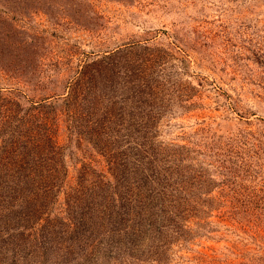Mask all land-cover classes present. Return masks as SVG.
<instances>
[{
  "label": "rangeland",
  "instance_id": "374dc122",
  "mask_svg": "<svg viewBox=\"0 0 264 264\" xmlns=\"http://www.w3.org/2000/svg\"><path fill=\"white\" fill-rule=\"evenodd\" d=\"M140 42L159 88L138 85ZM74 193L114 212L156 198L166 220L132 257L129 228L45 257L48 225L82 220ZM0 264H264V0H0Z\"/></svg>",
  "mask_w": 264,
  "mask_h": 264
},
{
  "label": "trees",
  "instance_id": "16d2710c",
  "mask_svg": "<svg viewBox=\"0 0 264 264\" xmlns=\"http://www.w3.org/2000/svg\"><path fill=\"white\" fill-rule=\"evenodd\" d=\"M170 45V44H169ZM171 46V45H170ZM127 50H141L137 54V56L140 58L137 60V66L136 71L140 73L142 77H140L138 81V85L140 87L145 86L152 88L154 85L155 87L159 88L162 85L161 81L155 80L154 83H151V79L153 76H150V78L144 74V71H146V68L144 65L148 63L149 69L155 65L156 60L158 57L153 56V54L149 53L145 50H151L154 48H151L149 46H144L142 43H138L132 47H127ZM156 48V47H155ZM144 52V53H143ZM120 52H116L113 54L108 55L106 58L110 59V57L114 58L118 56ZM112 55V56H111ZM157 55V54H156ZM105 58V59H106ZM104 59V60H105ZM112 59L111 61H105V65H98L97 69L92 73L88 75L91 82L97 81L98 83L102 84V88L106 87V76H109L111 80H115V68L117 66L116 62ZM103 60V61H104ZM103 63V62H102ZM19 65V64H16ZM148 67V66H147ZM137 72V73H138ZM105 79H104V77ZM127 78H130L129 76H126ZM100 79V80H98ZM131 79V78H130ZM97 83V84H98ZM103 91V90H102ZM141 95L144 94V92L140 91ZM153 96V93H150V98ZM136 102L146 103V99H136ZM155 103L150 106L149 108H143L139 110V113L147 119L145 124H142L145 129L150 128L152 131L154 129L153 125L148 126L149 121H152L156 118L155 111L156 107H159V113L161 114L162 108L161 105L159 106L158 101H154ZM165 107V106H164ZM138 108V106H137ZM115 109V108H114ZM165 109V108H164ZM165 111V110H164ZM119 112H117V109L115 111H111L110 109L107 111V115L109 118L106 117L107 122L109 123L107 126L112 127L111 125L114 124L112 121L114 119L118 118ZM88 114V113H87ZM104 124V123H102ZM104 128L105 126H101ZM53 138L51 136L48 137V140L51 141ZM139 171L144 172L145 168H139ZM138 171V172H139ZM146 183V182H145ZM44 190V189H42ZM54 190L50 187H47L43 193H44V199H46V196L53 195ZM76 192V191H75ZM57 193V192H56ZM72 193V192H71ZM96 194H92L94 198ZM68 197L75 198V200H71L73 203H77V205L80 206L81 209V217L79 219H82L78 222H72L70 225H66L64 227L58 222H52L48 225V232L46 234L42 235L43 240L39 241L41 244L40 250H42L45 257L47 255H50L51 248H66L67 250L62 254L63 256H68L72 260L74 259L73 256L74 253L80 254L83 256L84 251L86 248L90 247L89 239L95 238L93 237L95 233H98L100 231H104L103 235L106 236V238H110L113 234L116 233H122L126 231L128 228L129 230L125 232V235L127 238V243L130 242V244L124 243L123 246H121L120 253L122 255H127L128 257H132V254H130L132 251L138 247V242L140 241V237L144 236L147 232L152 230V224H161L160 221H165V217L161 215L159 212V208L162 204H156L155 206H152L151 203L154 204V201H156V198L147 199V202L144 200V196H141L136 200L133 205L129 204L127 206H123L125 208H120L114 212L112 208H104L102 210L94 208L95 204H100V202L92 201L88 206H85L83 204H80L81 201L79 199H76L77 196L74 193V197L70 196V194H67ZM91 196V194H89ZM91 196V197H92ZM93 199V198H92ZM28 201V200H25ZM78 201V202H77ZM79 203V204H78ZM114 206V205H113ZM110 207V206H109ZM164 207V206H163ZM157 208V209H156ZM105 210V211H104ZM126 217V219H125ZM161 218V219H157ZM124 225V228L120 227V225ZM100 235V234H99ZM98 238V237H97ZM40 254L41 252H38ZM122 255L116 253L115 255H110L108 253L106 255L107 258H115V260L119 259V261L122 260ZM41 259V258H40ZM41 263V260H39Z\"/></svg>",
  "mask_w": 264,
  "mask_h": 264
}]
</instances>
